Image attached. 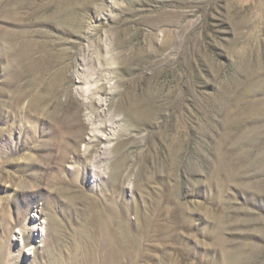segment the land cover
<instances>
[{
  "label": "rangeland",
  "instance_id": "374dc122",
  "mask_svg": "<svg viewBox=\"0 0 264 264\" xmlns=\"http://www.w3.org/2000/svg\"><path fill=\"white\" fill-rule=\"evenodd\" d=\"M0 264H264V0H0Z\"/></svg>",
  "mask_w": 264,
  "mask_h": 264
},
{
  "label": "bare ground",
  "instance_id": "6f19581e",
  "mask_svg": "<svg viewBox=\"0 0 264 264\" xmlns=\"http://www.w3.org/2000/svg\"><path fill=\"white\" fill-rule=\"evenodd\" d=\"M86 92V91H85ZM95 92V91H94ZM37 103V102H36ZM67 124V123H66ZM68 127V126H67ZM67 127H66V129H67ZM70 127V126H69ZM61 130V129H60ZM63 130V129H62ZM79 130V129H78ZM77 130V131H78ZM76 134H78V133H76ZM78 136V135H77ZM75 140H77V139H75ZM52 141V140H51ZM61 145V144H60ZM58 146V145H57ZM218 149V148H217ZM107 255H108V257H119L121 254H120V252H114V251H111L110 249H109V252L107 253ZM125 258V257H124ZM130 260V259H129Z\"/></svg>",
  "mask_w": 264,
  "mask_h": 264
}]
</instances>
